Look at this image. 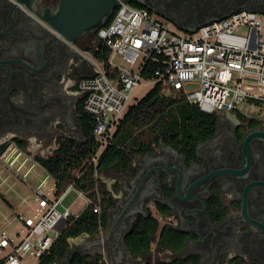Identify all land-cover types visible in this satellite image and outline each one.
I'll list each match as a JSON object with an SVG mask.
<instances>
[{"label": "flooded vegetation", "instance_id": "af4514ba", "mask_svg": "<svg viewBox=\"0 0 264 264\" xmlns=\"http://www.w3.org/2000/svg\"><path fill=\"white\" fill-rule=\"evenodd\" d=\"M58 2L41 0L30 7L40 11ZM120 2L147 9L181 31L239 10L264 13V0ZM27 7L0 0V149L14 145L54 155L61 141L83 139L78 106L82 95L76 83L91 74L82 52L98 38L89 34L73 45ZM116 169L113 181L119 190L113 192L116 205L105 211L106 232L114 226L105 245L110 259L113 254L120 258L117 264H138L142 258L125 244L139 216L162 221L165 241L181 247L169 250L158 236L152 250L155 246L167 253L165 261L155 264L189 258L197 264H264V117L220 112L215 131L193 153L160 140L136 157L128 171ZM82 246L79 253L87 263H96L100 247ZM72 251L53 264H71ZM151 255L144 258L153 264Z\"/></svg>", "mask_w": 264, "mask_h": 264}, {"label": "built area", "instance_id": "2783aa9c", "mask_svg": "<svg viewBox=\"0 0 264 264\" xmlns=\"http://www.w3.org/2000/svg\"><path fill=\"white\" fill-rule=\"evenodd\" d=\"M97 38V44L82 52L91 74L76 83L98 145L88 165L97 167L140 86L149 88L146 94L159 87L164 95L184 99L207 114L264 117V13L239 10L186 32L170 29L147 9L120 2ZM146 70L153 76L144 75ZM38 157L14 145L0 153V189L20 200L10 212H0V264H40L72 218L88 207L103 213L99 193L95 202L77 188L81 173L59 191ZM17 185L27 192L21 194ZM79 200L84 206L76 212ZM105 232L101 228L95 237L102 240L97 264H111Z\"/></svg>", "mask_w": 264, "mask_h": 264}, {"label": "trees", "instance_id": "16d2710c", "mask_svg": "<svg viewBox=\"0 0 264 264\" xmlns=\"http://www.w3.org/2000/svg\"><path fill=\"white\" fill-rule=\"evenodd\" d=\"M141 8V7H137ZM147 77L153 76L149 71ZM79 122L84 140H63L60 148L49 159L38 157V161L57 180L59 191L66 188L78 173L77 188L85 191L95 202L97 194L102 198L103 213H94L91 207L72 218L67 230L61 235L51 252L42 257L40 264H53L65 256L69 250V239L83 234L96 237L100 229L108 227L106 209L116 205L114 193L107 189L100 180H96L95 172H106L113 168L128 171L133 160L152 150L153 144L162 140L165 144L185 153H193L196 145L210 137L216 128L217 115L207 114L196 105L184 99H173L164 95L159 87L149 91L136 104L131 105L122 120L111 144L105 149L98 160L97 167L88 165L89 159L97 150V140L93 130V118L84 110L83 100L79 101ZM2 149H0L1 153ZM98 189V191H97ZM119 190L115 186L114 192ZM160 234V235H159ZM166 229L162 223L150 216H139L133 223L131 231L125 237V244L136 257H146L152 246L160 237V245L172 250L181 249L176 242L165 241ZM176 235V233L173 232ZM71 264H88L86 257L76 253ZM97 264V263H92ZM150 264V263H148ZM167 264V263H159ZM172 264H197L193 259L177 260Z\"/></svg>", "mask_w": 264, "mask_h": 264}, {"label": "water", "instance_id": "95a60500", "mask_svg": "<svg viewBox=\"0 0 264 264\" xmlns=\"http://www.w3.org/2000/svg\"><path fill=\"white\" fill-rule=\"evenodd\" d=\"M16 1L20 4H26L28 6L27 8L36 13L41 21L53 29L56 34L73 45H77L83 37L97 33L103 28L110 21L118 6V0H59L55 8L45 6L42 10L38 11L37 7H30V5L41 0ZM230 14L226 15L224 18ZM199 27L201 26L185 29L183 31L195 32ZM82 137L83 139L79 142L84 140V136ZM168 148L172 152L177 153L172 148ZM113 226L104 235V244L108 242L111 232L113 231ZM84 235L90 237L87 234ZM101 243V239L92 237L88 242L83 244L82 247L86 250H90L92 246L100 247ZM105 250L108 252L106 245ZM71 253L73 256L79 253V249L73 250ZM109 260L111 264H117L120 258L113 254V257H111V259L109 258Z\"/></svg>", "mask_w": 264, "mask_h": 264}, {"label": "rangeland", "instance_id": "374dc122", "mask_svg": "<svg viewBox=\"0 0 264 264\" xmlns=\"http://www.w3.org/2000/svg\"><path fill=\"white\" fill-rule=\"evenodd\" d=\"M168 27L172 30H175V31H180V29L178 27H176L174 24H171V23H168L167 24ZM148 87H145V86H140V87H137L134 92H133V97L132 99L130 100L129 104L130 105H134L136 104L140 99H142L146 92L148 91ZM32 146V144L30 145ZM32 155L33 156H39V157H44V158H49L53 155V152H50L48 154V152H45V151H40V153H36L35 150L32 151ZM119 171L115 168L113 169H110L109 171H106V172H102L100 173L99 175V179H100V182L107 188L109 189L110 191L114 192V179L113 177L118 174ZM17 190L22 194V193H26L27 192V188H24L22 185H17ZM2 189H0V212H10L9 209H10V206H17L20 202L18 196L16 193L14 192H5V191H1ZM115 193V192H114ZM74 197V194H72L70 196V199L69 201H71ZM84 206V201L82 200H79L77 202V204L74 206V210L77 212V211H80L81 208ZM162 223V221H161ZM85 235H81L77 238H73V239H69V247L71 250H78V247H80V245H83L85 244L86 242H88V239H84ZM84 252H87V251H84ZM167 252L162 250V249H158L156 248L155 246L153 247V250H152V255L150 257V260L152 261L153 264H155L157 261H165L166 260V257H165V254ZM139 260L138 264H148L147 261L145 260V258H137Z\"/></svg>", "mask_w": 264, "mask_h": 264}, {"label": "crops", "instance_id": "0c3cea01", "mask_svg": "<svg viewBox=\"0 0 264 264\" xmlns=\"http://www.w3.org/2000/svg\"><path fill=\"white\" fill-rule=\"evenodd\" d=\"M85 238L88 239V240H90L92 237L90 238V237H88V236H87V237L85 236ZM94 238H95V237H94Z\"/></svg>", "mask_w": 264, "mask_h": 264}]
</instances>
